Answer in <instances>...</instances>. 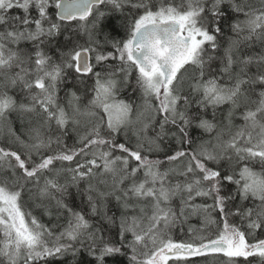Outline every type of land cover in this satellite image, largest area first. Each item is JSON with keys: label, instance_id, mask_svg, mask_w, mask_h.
<instances>
[{"label": "snow or ice", "instance_id": "snow-or-ice-1", "mask_svg": "<svg viewBox=\"0 0 264 264\" xmlns=\"http://www.w3.org/2000/svg\"><path fill=\"white\" fill-rule=\"evenodd\" d=\"M117 12L124 37L101 39L104 20ZM80 33L87 35L83 43ZM255 45L261 51L246 54ZM53 47L58 61L48 54ZM89 80L91 98L82 107L77 85ZM18 85L28 103L9 94ZM122 88L138 91L142 103L120 99ZM240 109L243 124L234 125ZM14 112L42 122L25 138L12 126ZM83 116L89 126L69 147L62 136ZM53 123L61 135L45 136L42 129L50 133ZM193 125L216 135L186 151ZM169 136L181 147L165 144ZM54 141L62 148L48 154ZM65 174L70 180L60 183ZM84 181L87 213L65 202L69 187ZM110 197L121 209L118 218L108 215ZM30 203L65 223H42ZM191 216L215 225V238L174 241L171 230ZM237 216L247 232L230 222ZM95 217L108 225L119 219V238L105 237ZM258 229H264V0H0V264L57 258L64 264L69 256L67 264H79L82 249L93 264L125 257L127 264H191L192 257L216 254L229 264L237 258L264 264Z\"/></svg>", "mask_w": 264, "mask_h": 264}, {"label": "trees", "instance_id": "trees-1", "mask_svg": "<svg viewBox=\"0 0 264 264\" xmlns=\"http://www.w3.org/2000/svg\"><path fill=\"white\" fill-rule=\"evenodd\" d=\"M104 11H109L107 9H102ZM20 12L19 9H13L11 10L12 15H16ZM33 15H35V10H33ZM241 19L243 17H240ZM123 20V16L121 13H112L108 18H106L103 22L102 25V32L100 34V38L103 39L104 33L109 34L110 39H115V40H120L124 37V29L121 27V22ZM71 27L75 29L77 25L75 23L71 24ZM224 31L226 34H229V29L228 26H224ZM68 35L67 32H65L61 37H59V40L61 43H63L65 37ZM81 40L80 42L83 43L84 40L87 39V35L84 33H80ZM23 47H28L30 48V45H22ZM261 45H255L251 50L247 51L246 54L251 55L253 52L259 53L261 51ZM48 54L51 55L55 60L58 61L59 59V54L56 50L55 47L51 48L48 51ZM109 63H113L112 61H109ZM213 68H218L219 67V62H216L212 65ZM254 71V66L252 68ZM191 71V70H190ZM74 81H72L71 76H69L68 81H67V88H72V84ZM93 81L89 80L85 84H78L77 85V94L81 96V106L83 107L84 105L87 104L88 99L91 98L89 94V89L91 88ZM76 90V89H73ZM261 89L257 87V91H260ZM9 94L13 95L17 102H24L28 103L27 100V93L22 92L20 90V86L18 85L14 89L9 90ZM59 95L64 98L60 102L66 104V97H65V91H61ZM120 99H126V100H131L134 101L136 104L142 103V100L140 98V93L133 92L132 88H122L120 92ZM258 97H253V99H257ZM242 109L238 110L234 119H233V124L234 125H241L243 123V120L240 118V112ZM221 112H223L225 115L227 113V106H222L221 110L217 112V117L218 119L222 120ZM211 119V116L209 115L208 117ZM10 119L12 121V126L15 129L17 133H23L24 137L27 138V135L29 134V129L32 127H36L38 123L42 122L41 120H38L35 116L31 114H25L23 118H21L19 113H12L10 115ZM81 123L80 126L73 131L72 126L69 125L68 127V133L67 135L62 136V140L64 143H66L69 147L73 146L77 139V133L83 134L87 130V127L89 126V118L86 116L80 117L79 118ZM29 120L31 123H29ZM188 131V140L191 141V144L189 145L188 143H185L182 147L186 151H192L196 149L199 145H201L208 136H211L216 133L215 131L212 133H207L203 129L195 127V125L191 126L190 128L186 129ZM218 130V129H217ZM44 132L45 136L51 134L53 138L56 136L61 135V131L56 129L55 124H52V131L49 133L48 129H42ZM170 131L174 132L176 131L175 128H170ZM151 134V133H150ZM227 138V137H225ZM120 139L122 140L123 137L121 136ZM165 144L170 145L173 149L181 147V145L176 144L175 138L169 136L165 140ZM62 148V145H57L55 141L52 144V152H49L48 154H52L53 152L60 150ZM119 154V153H117ZM156 158V157H152ZM179 163V162H177ZM68 166V165H65ZM74 167V164L71 165ZM57 167H60L58 164ZM165 167H170L169 165H165ZM99 179V178H97ZM110 179V178H107ZM60 183H64L66 180H70V175H61L59 177ZM94 183L96 181H93ZM87 186V181L81 182L79 188L76 186H70L69 187V193L70 195H67L65 197V202L72 207L73 209L77 211H83L85 213L88 212V203H87V197L83 193L84 188ZM102 190H107L103 186H101ZM27 200V197L25 198ZM201 202V201H197ZM211 203V201H209ZM236 205H243V206H251L252 201H246L242 202L239 199L235 201ZM29 210L32 211L33 215L37 216L42 223L47 224V225H61L65 223L64 219L57 220L55 213L53 214L52 217H49L44 214V209L43 208H38L32 205L31 203L28 205ZM108 208L109 212L108 215H115L117 218L121 215V209L118 205V202L115 200L114 197L109 198V203H108ZM128 215H133L131 211L127 213ZM215 215V214H213ZM93 223L96 227H102L104 232L105 237H111L113 240H116L119 238V219H117L115 224L108 225L107 223H103L100 221L99 217L92 218ZM231 223L237 224L241 230L248 231L246 228L247 221H241L240 217H234L230 220ZM189 228H192L194 231L192 233H189ZM202 229H207L206 231H202ZM217 234V228L215 225L207 226L203 222V217H198V216H191L189 217L185 222L176 225L170 232L171 238L176 241V242H191L194 236H209L211 238H215ZM255 238L259 239H264V229H258L255 232ZM128 239H131V234H128ZM249 242H253L254 238L253 237H248ZM125 251H128L125 249ZM72 258L69 256L67 260L64 261V264H67L68 260H71ZM79 264H93L92 259L89 257L88 253L86 250L82 249L81 252L79 253L78 256ZM251 260V264H260L259 258H249ZM191 264H229L228 258L224 257L222 254H216V255H207L205 257H192L190 258ZM51 264H60L59 258L52 260ZM109 264H111V261H109ZM121 264H127V258L125 257L122 261ZM169 264H173V261H170ZM234 264H246L243 258H237L234 261Z\"/></svg>", "mask_w": 264, "mask_h": 264}, {"label": "rangeland", "instance_id": "rangeland-1", "mask_svg": "<svg viewBox=\"0 0 264 264\" xmlns=\"http://www.w3.org/2000/svg\"><path fill=\"white\" fill-rule=\"evenodd\" d=\"M241 124H243V123H241ZM215 135H216V133L214 134V136H215ZM214 136H213V135L208 136V138L206 139V141H212ZM213 142H214V141H213Z\"/></svg>", "mask_w": 264, "mask_h": 264}]
</instances>
